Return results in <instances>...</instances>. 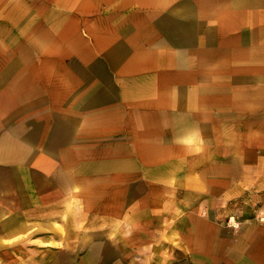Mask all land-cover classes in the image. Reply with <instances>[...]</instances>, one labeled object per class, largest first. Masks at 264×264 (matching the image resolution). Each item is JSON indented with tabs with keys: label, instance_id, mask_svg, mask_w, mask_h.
Returning <instances> with one entry per match:
<instances>
[{
	"label": "crops",
	"instance_id": "obj_1",
	"mask_svg": "<svg viewBox=\"0 0 264 264\" xmlns=\"http://www.w3.org/2000/svg\"><path fill=\"white\" fill-rule=\"evenodd\" d=\"M30 13L16 36L0 25V249L12 239L45 245L69 238V201L59 219L44 222L52 235H33L31 221L16 216V174L26 172L64 178L66 186L48 188L55 190L122 179L119 189L128 190L142 176L143 189L215 190L222 204L252 195L264 218V0H101L96 10L75 8L59 34L34 17L37 8ZM86 14L99 41H85ZM212 132L214 142L222 132L233 144L226 156L202 147ZM214 158L221 160L197 172V160ZM181 159L193 161L182 168ZM182 173L198 174L204 188L182 184ZM216 223L190 213L158 239L183 245L190 260L175 264H264L263 222L237 234ZM109 234L129 239V249L149 245L143 234ZM102 235L75 237L79 264L114 260Z\"/></svg>",
	"mask_w": 264,
	"mask_h": 264
},
{
	"label": "rangeland",
	"instance_id": "obj_2",
	"mask_svg": "<svg viewBox=\"0 0 264 264\" xmlns=\"http://www.w3.org/2000/svg\"><path fill=\"white\" fill-rule=\"evenodd\" d=\"M100 1L0 0V25L5 27L8 34L16 36L20 32V28H27L30 12L37 8L38 14L34 17H39L43 22H48V25L53 26L55 32L59 34L61 24L66 21L67 17H77L72 14L75 8L81 7V12L96 10ZM112 1L118 0H104L106 3ZM31 9L33 10L30 11ZM80 21L84 22L86 26L85 35H83L85 41L91 43L93 37L99 41V33L90 30V28L87 29V26H90L92 22V16L80 15ZM17 38L29 42V37L27 39L25 36H17ZM101 39L102 37H100V41ZM99 49L103 50V47ZM27 54L26 59L30 60V52L28 57ZM211 134L213 141L206 143L202 141V147H207L208 150H212L218 156H226V150L231 148L233 144L227 145L222 141V132L219 133L221 138H218L219 141L216 142H214L217 137L216 132ZM207 145L213 148L209 149ZM243 149L248 151V145L242 144ZM220 160V158L208 159L207 161L197 160V172L203 165L207 166L206 162L215 164ZM192 161L191 159H181L182 168L187 167ZM22 166H26V170L29 171L28 165ZM119 177L122 178L123 176ZM142 178V176L139 177L136 181L138 184L134 185L133 189L128 190L119 189L123 186L119 183H124V179L116 184L101 182L100 185H95L93 188H89L92 185H86L84 190H55L48 188L51 185L66 186L64 178L54 175L47 179H31L28 172L16 174V184L22 186L21 189H16V204L19 203L15 210L16 216L31 221L32 225L37 228V232L33 235L39 237L52 235L53 233L49 229H45L44 222L49 217L53 220L59 219L60 211L69 201L70 222L67 233L69 238L68 240H54V242L45 245L29 241L16 242V239L6 240L0 249V264H51L55 259L60 260L61 257H63V261L64 257H69L68 264H79L78 257L82 252H80L81 249H79L75 237L83 230L86 232L100 230L104 235L111 231L127 232V235L133 233V236L138 237L144 235V242H149L148 246L146 244L144 247L138 245L134 249H129L125 245L126 242L130 241L129 239L116 237L114 234L105 235L107 237L102 238L101 241L113 249L114 258L113 261L107 259L104 261L105 264L110 262L111 264L189 262L190 256L184 252L182 244L178 245L177 241H172L171 238L173 237L170 236L167 237L169 239L165 240L158 239V237L162 236L161 232L172 231L173 227L179 225L180 220L183 221L190 213L212 215L217 222L216 226L230 234H237L247 224L264 223V218L260 217L261 214H259L257 207L250 205L252 195L248 197L244 194L233 196L230 199H225L222 204V192L200 188L196 190L184 189L186 185H182L181 190L175 191L147 190L143 189L144 184L139 183L143 180ZM262 178L264 179V176ZM181 182L182 184L196 182L195 185L204 188L202 184L204 180L198 174L195 178H188L182 173ZM258 187L259 185L253 186L252 191L248 193H256L253 190H257ZM61 223L63 222L61 221ZM63 227L65 229L64 224ZM174 231L177 232V229Z\"/></svg>",
	"mask_w": 264,
	"mask_h": 264
}]
</instances>
